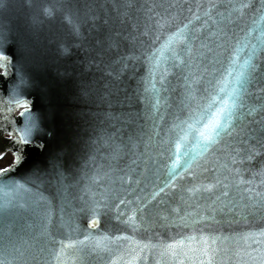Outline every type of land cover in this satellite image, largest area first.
Wrapping results in <instances>:
<instances>
[{"label": "water", "instance_id": "1", "mask_svg": "<svg viewBox=\"0 0 264 264\" xmlns=\"http://www.w3.org/2000/svg\"><path fill=\"white\" fill-rule=\"evenodd\" d=\"M70 2L75 0H0V20L17 29L9 53L30 77V84L19 85L15 69L8 68L13 74L6 75V59H0V80L7 81L0 89V126L9 130L0 133V153L13 158L0 171L14 165L13 149L22 147L16 141L30 123L15 100L32 101L29 111L52 133L43 136L46 151L29 149L26 162L8 174L9 185H22L16 195L27 196L30 203L36 197L38 206L0 210V225L6 211L13 213L7 221L11 231L0 227V240L10 238L23 251L19 264H207L210 248L217 250L216 264H245L246 252L255 256L254 248H264L259 235L264 232V207L253 209L241 198L249 195L247 188L253 195L264 193V151L252 160L241 159L244 148L233 140L242 135L240 129L207 151L195 141L204 143L200 133L218 118L220 97L235 85L228 73L239 70L253 44L264 47V13L242 9L225 23L217 10H228L230 3L238 7L239 0H131L133 38L127 41L130 63L121 90L133 99L127 105L132 119L118 123L105 115L104 105L81 96L75 78L63 75L78 70V50L68 57L56 43L47 42L62 31L60 5ZM248 2L260 7L259 0ZM33 4L56 6L38 21L41 44L32 41L28 30L37 11ZM218 20L223 34H217ZM181 29L183 36L177 35ZM209 29L220 45L216 54H209L207 64L191 60L185 68L178 54L188 44L187 35L193 34L189 46L200 49L196 38ZM261 55L257 48L258 62ZM209 104L215 107L202 119ZM57 152L67 162L64 191L55 185H29L33 168ZM185 162L187 167L173 173V164ZM165 181L169 187L159 193ZM206 185L212 191H203ZM4 188L0 183V205L6 206ZM221 190L237 200L230 212L216 200L214 193Z\"/></svg>", "mask_w": 264, "mask_h": 264}, {"label": "snow or ice", "instance_id": "2", "mask_svg": "<svg viewBox=\"0 0 264 264\" xmlns=\"http://www.w3.org/2000/svg\"><path fill=\"white\" fill-rule=\"evenodd\" d=\"M259 4L260 7L255 8L249 4L248 0H239L238 7L230 3L228 10L224 12L217 10V15L227 23L233 12L241 11L242 9L252 8L253 11L264 13V0H259ZM130 6L131 0H125L123 3L121 0H84L82 4L79 0H75V3L62 4L60 5V8L63 9L64 19V23L61 24L62 31L47 40L49 43H56L58 51L68 57L73 55V49L78 50L80 54L78 70L71 73L65 71L63 75L75 78L77 91L81 96L104 105L105 115H110L111 119L117 120L118 123L124 120L125 117L129 120L132 119L131 111H129L127 105L132 103L133 99L121 90V78L130 63L126 56L127 41L133 38L132 28L128 22L131 18L128 11ZM32 7L37 11L32 24L28 25V30L31 33L32 41L36 44H41L45 41L42 40L39 34L38 21L43 13L49 16L52 15L56 6L33 4ZM205 15H208V13H205ZM216 23L219 25L217 34H223L224 25H220L219 20ZM10 24L11 22L6 19L0 20V59H6L4 65L6 75H12L13 73H9L7 70L8 68H14L15 75L19 77V85H27L30 84L29 74L23 66L15 62L14 56L9 53V48L16 44L15 33L17 31L16 27L14 25L10 26ZM187 27L188 25H185V28ZM210 32H212L211 29L196 38L201 48L195 50L194 47L189 46L193 44V34L189 33L187 35L188 44H185L178 54V58L185 68L190 67L189 61L191 60H201L202 63L207 64L210 59L209 54H216V50L220 45L210 37ZM177 35H185L184 30L181 29ZM257 48H260L261 53L264 54V47L253 44L251 50L245 51L239 70L228 73L229 76L235 77V85L230 86L224 96L220 97L222 103L217 109L218 118L205 125L206 133H200L204 143L198 140L195 141L202 152L207 151L208 148L218 141L223 142L225 137H232L235 129H240L242 133L241 136L233 137V140L239 141L240 146L244 148L241 159L252 160L254 155L264 151V55L260 56L258 62ZM236 59H239V57L237 56ZM191 67H196V65L193 64ZM185 79L190 81L191 76H187ZM6 84L7 81L0 80V89L6 88ZM16 87L17 85L14 84L13 88L15 89ZM185 87L187 88L188 85H185ZM31 103L33 102L15 100L16 107L24 108L21 116L27 114L30 123L19 134L16 141L22 147L13 149L14 165L0 171V183L5 184L3 191L8 198L7 205H0V210L5 208L15 210L25 206L29 208H32L33 205L38 206L36 197H31L30 203L27 196L21 199V197L16 195L17 191L22 187L19 182L11 185L7 183L8 179L11 178L8 174L16 171L18 167L26 162L28 150L38 149L40 152L46 151V142L43 136L52 135L50 131L38 122L36 116L29 111ZM214 107L215 104H209L208 110L202 113V119L207 118ZM10 110L11 108H9ZM196 123L199 126L200 121ZM3 131L9 130L0 126V133ZM9 135H12V133L9 132ZM37 136L40 138L37 139ZM245 144L247 147H244ZM228 146H232L231 142L228 143ZM179 147L180 145L177 144V149ZM2 155L0 153V158H2ZM180 155H187V153H180ZM236 155L238 154L233 147V162H235ZM66 163V160L58 152L50 155L46 164L33 168L32 179L27 181V183L36 186L41 184L55 185L59 192H63L67 173ZM178 167H187V162L182 166L173 164V173ZM171 175L170 173V178ZM241 183H244V181H241ZM168 187L169 183L165 181L159 188V193L165 192ZM226 187L227 185H225ZM233 187L235 188L236 186L233 185ZM236 190L240 191L238 188ZM24 191L27 192V189H24ZM195 191H200V189ZM203 191H212V185L203 186ZM244 191H247L249 195L241 198L248 206L253 209L257 206L264 207V193L256 191L253 195L251 188L244 189ZM214 195L217 201H221L225 205V211L230 212L237 207V200L233 198L229 191L221 190L215 192ZM41 198L43 197L41 196ZM120 203L123 204L124 201H120ZM115 206L119 207V205ZM12 214V212L6 211L5 224L0 225L6 231H11L7 221ZM123 214V210H121L118 215L122 216ZM97 223L98 221L93 220V224ZM2 235L3 233H0V236ZM259 235L264 237V232H260ZM261 242L264 243V241ZM216 252V248L207 250L210 255L207 264H216ZM253 252L257 253V255L245 253L247 257L245 264H264V248H254ZM223 254V251H221V255ZM18 257H24V253L12 244L10 238L7 243L0 240V264H19Z\"/></svg>", "mask_w": 264, "mask_h": 264}, {"label": "rangeland", "instance_id": "3", "mask_svg": "<svg viewBox=\"0 0 264 264\" xmlns=\"http://www.w3.org/2000/svg\"><path fill=\"white\" fill-rule=\"evenodd\" d=\"M12 155L11 154H5L0 158V169H3L7 166H9L12 163Z\"/></svg>", "mask_w": 264, "mask_h": 264}]
</instances>
